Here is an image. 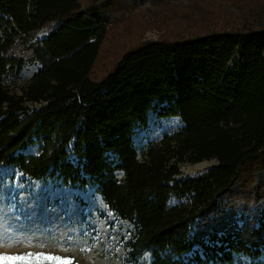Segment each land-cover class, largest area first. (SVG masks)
I'll return each instance as SVG.
<instances>
[{
	"label": "trees",
	"instance_id": "obj_1",
	"mask_svg": "<svg viewBox=\"0 0 264 264\" xmlns=\"http://www.w3.org/2000/svg\"><path fill=\"white\" fill-rule=\"evenodd\" d=\"M121 2L0 0V166L94 187L132 226L120 264L145 251L151 264H186L197 244L221 263L264 264V209L247 207L264 202V26L145 41L94 80ZM27 61L39 67L16 92ZM151 112L183 126L137 150L132 136ZM211 159L182 175V164Z\"/></svg>",
	"mask_w": 264,
	"mask_h": 264
},
{
	"label": "rangeland",
	"instance_id": "obj_2",
	"mask_svg": "<svg viewBox=\"0 0 264 264\" xmlns=\"http://www.w3.org/2000/svg\"><path fill=\"white\" fill-rule=\"evenodd\" d=\"M78 1L82 6L95 2ZM121 1L110 16L93 63L90 77L94 80L110 71L126 50L145 41L264 26V0ZM44 35V30L39 31V38ZM23 46L19 43L17 47L20 54ZM38 67L36 61H27L10 82L11 88L19 92ZM182 126L177 117L158 118L151 112L146 126L135 130L134 146L139 150L147 141L159 140L163 134ZM204 161L201 166L182 164V175L201 174L216 163L215 159ZM260 201L261 211L264 209L263 198L248 204L251 217ZM176 202L175 198L169 200V204ZM131 229L128 222L114 216L92 186L63 185L53 178L29 179L10 166H0V242L4 243L0 252L44 251L68 257L76 263L120 264L126 259L123 243ZM211 243L217 247L221 245L220 240L205 244ZM207 253L197 244L185 254L183 261L186 264H250L245 255H235L232 263H221ZM261 260L264 261V257ZM151 261L150 252L145 251L136 261L126 264H151Z\"/></svg>",
	"mask_w": 264,
	"mask_h": 264
},
{
	"label": "snow or ice",
	"instance_id": "obj_3",
	"mask_svg": "<svg viewBox=\"0 0 264 264\" xmlns=\"http://www.w3.org/2000/svg\"><path fill=\"white\" fill-rule=\"evenodd\" d=\"M0 247L4 243L0 242ZM0 264H73L65 256L44 251L0 252Z\"/></svg>",
	"mask_w": 264,
	"mask_h": 264
},
{
	"label": "bare ground",
	"instance_id": "obj_4",
	"mask_svg": "<svg viewBox=\"0 0 264 264\" xmlns=\"http://www.w3.org/2000/svg\"><path fill=\"white\" fill-rule=\"evenodd\" d=\"M205 162H206V161H203V162H201V163H197V164H195V166H201V165H204Z\"/></svg>",
	"mask_w": 264,
	"mask_h": 264
}]
</instances>
